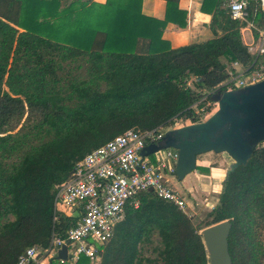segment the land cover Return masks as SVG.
<instances>
[{"label": "trees", "instance_id": "1", "mask_svg": "<svg viewBox=\"0 0 264 264\" xmlns=\"http://www.w3.org/2000/svg\"><path fill=\"white\" fill-rule=\"evenodd\" d=\"M228 3L216 2L214 39L173 48L167 19L144 16L143 0H0V264L66 237L76 219L56 212V195L86 155L129 129L201 123L203 97L225 91L230 65L264 68ZM139 200L99 264H209L200 232L227 220L233 264H264V143L202 217L151 192Z\"/></svg>", "mask_w": 264, "mask_h": 264}, {"label": "built area", "instance_id": "2", "mask_svg": "<svg viewBox=\"0 0 264 264\" xmlns=\"http://www.w3.org/2000/svg\"><path fill=\"white\" fill-rule=\"evenodd\" d=\"M228 8L231 17L241 22L250 18V11L253 16H261L258 39L250 51L256 60L263 57L264 0H229ZM263 79L264 68L256 69L253 73L230 72L221 87L225 91L237 90ZM215 93L203 97L206 107L197 111V115L202 117L201 122L210 118L219 108L218 103L212 100ZM189 124L192 125L188 122L180 126L163 125L151 130L129 129L86 155L76 164L70 178L59 186L55 200L56 212L76 219L75 224L69 228L65 238L54 235L46 251L31 248L16 264H43V260H37L39 252L47 260L54 259L65 245L71 264H76L82 256L92 264H98L101 248L113 239L116 227L124 220L127 209H138L139 195L151 189L158 198L186 212L189 207L187 199L174 188L171 181L176 177L178 150L164 149L165 154L155 161L142 157L141 152L149 145L159 144L168 131ZM158 153L160 151L154 154Z\"/></svg>", "mask_w": 264, "mask_h": 264}, {"label": "water", "instance_id": "3", "mask_svg": "<svg viewBox=\"0 0 264 264\" xmlns=\"http://www.w3.org/2000/svg\"><path fill=\"white\" fill-rule=\"evenodd\" d=\"M218 110L206 121L168 131L159 144L147 146L142 157L174 148L179 152L176 178L198 171V157L207 153L226 154L229 165L226 179L238 168L246 166L255 150L264 143V79L254 85L231 91H218L212 96ZM153 193V190H150ZM232 223L227 220L200 232L208 252L209 264H233L229 236ZM53 261L70 262L65 245Z\"/></svg>", "mask_w": 264, "mask_h": 264}, {"label": "crops", "instance_id": "4", "mask_svg": "<svg viewBox=\"0 0 264 264\" xmlns=\"http://www.w3.org/2000/svg\"><path fill=\"white\" fill-rule=\"evenodd\" d=\"M64 1L71 2L72 0ZM81 1L105 4L107 0ZM217 1L224 2L225 0H143L142 13L147 18L160 22H164L167 19L163 39L170 42L173 48H179L191 44L205 43L216 37L211 28V23L213 20L212 14L215 12ZM170 3L174 6L171 10H168ZM252 17L256 21H245L247 25L241 30L243 43L249 47V50L250 47L256 43L259 35V28L262 25L260 15ZM223 62L226 63L227 61L223 59ZM229 69L235 73H246L243 67L237 63L230 65ZM223 160L229 166L230 162L227 161L226 154L218 155L211 152L200 156L197 164L198 168L211 172L214 179H219L221 178L219 172H222L223 169L215 167V164L217 162H223ZM215 173H217V175H215ZM208 175L209 173H202L198 170L188 175L183 183H186L189 187L197 179L207 178ZM68 263L71 264L70 262Z\"/></svg>", "mask_w": 264, "mask_h": 264}, {"label": "rangeland", "instance_id": "5", "mask_svg": "<svg viewBox=\"0 0 264 264\" xmlns=\"http://www.w3.org/2000/svg\"><path fill=\"white\" fill-rule=\"evenodd\" d=\"M189 85L190 87L194 88L192 82H190ZM19 128L20 126L16 130H18ZM164 154H165V150H161L160 153H158V155L153 154L149 156V159L155 161L159 156H163ZM226 158L227 161L230 162L229 165L233 163V160L227 155ZM224 163L225 166L223 165ZM221 166H222L221 169H223L222 172H219V174H221V178L214 179L212 177L213 174H211V172H207L209 173L207 178L197 179L189 187L186 185V183H183L182 185V183L179 182L176 177L172 178L171 181L174 188H176L178 192L187 199L189 207L186 209V212L189 216L202 217L203 214H205L208 211H211L219 203L221 193L224 189L226 174L227 171L229 170V166L225 161L224 162L221 161ZM215 175H217V173H215ZM261 240L264 241V230L261 235ZM37 260L38 261L43 260V264H49L48 260L44 258V255H42L41 252H39ZM55 262L58 263L57 261ZM100 262H101V256H100Z\"/></svg>", "mask_w": 264, "mask_h": 264}]
</instances>
